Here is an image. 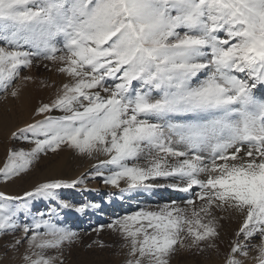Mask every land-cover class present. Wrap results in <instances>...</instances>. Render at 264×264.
<instances>
[{
	"label": "snow or ice",
	"instance_id": "1",
	"mask_svg": "<svg viewBox=\"0 0 264 264\" xmlns=\"http://www.w3.org/2000/svg\"><path fill=\"white\" fill-rule=\"evenodd\" d=\"M41 61L66 82L36 109L42 119L11 134L34 147L8 150L6 182L66 148L96 158L92 178L122 194H188L106 225L123 241V264L217 249L233 215L241 223L224 264H264V0H0V93L18 97L14 82L31 81L21 73ZM83 183L0 192L21 202L0 203V235L21 233L11 245L24 248L21 264H64L78 233L54 222L56 209L18 219L32 215L30 201Z\"/></svg>",
	"mask_w": 264,
	"mask_h": 264
},
{
	"label": "rangeland",
	"instance_id": "2",
	"mask_svg": "<svg viewBox=\"0 0 264 264\" xmlns=\"http://www.w3.org/2000/svg\"><path fill=\"white\" fill-rule=\"evenodd\" d=\"M45 64H48V67H45ZM21 75H30L33 79L28 82L22 79L14 82V86L20 89L18 97L12 98L10 95L5 97L4 93H0V168L6 162L9 149L27 152L34 147L22 139L13 140L11 134L35 120L42 119L43 117L35 116L36 109L42 103L54 99L59 87L66 82V78L57 73L55 66L47 61L34 64L31 69L23 70ZM97 162L96 158L80 156L64 148L56 153L41 154L29 172L20 177H14L6 182L0 176V192L13 197H23L25 192L32 191L36 185L43 182L53 179L72 180L83 176V184L75 188L58 189L57 201L44 199L30 201L32 215L25 219L21 213L18 219L19 223L30 224L37 211L47 213L49 209H56L54 222L60 227L78 233L75 243L64 246V264H123L125 259L124 250L121 248L123 241L106 225L117 216L135 211L138 207L162 205L171 200L179 201L188 195L166 188L122 194L119 189L105 185L101 178H92V166ZM121 187L125 185L122 183ZM61 202L68 203L70 207L64 208ZM0 203L11 208L14 203L21 202ZM78 207H84V211H76ZM240 223L241 219L238 216L226 218L221 222L220 238L216 242L217 249H208L203 253L179 250L172 257L170 264H224L230 243ZM101 226H104L102 230L94 231ZM19 235H21L19 231L15 235L11 233L0 235V264H21L24 248L16 251L11 246L15 237ZM94 241L102 242L104 247L94 244Z\"/></svg>",
	"mask_w": 264,
	"mask_h": 264
}]
</instances>
